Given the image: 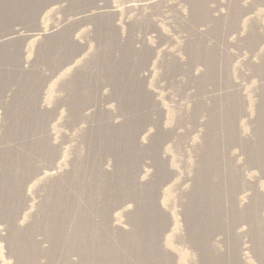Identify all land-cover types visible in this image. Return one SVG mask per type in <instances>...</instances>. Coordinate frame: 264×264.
<instances>
[{"label": "rangeland", "instance_id": "374dc122", "mask_svg": "<svg viewBox=\"0 0 264 264\" xmlns=\"http://www.w3.org/2000/svg\"><path fill=\"white\" fill-rule=\"evenodd\" d=\"M0 264H264V0H0Z\"/></svg>", "mask_w": 264, "mask_h": 264}, {"label": "bare ground", "instance_id": "6f19581e", "mask_svg": "<svg viewBox=\"0 0 264 264\" xmlns=\"http://www.w3.org/2000/svg\"><path fill=\"white\" fill-rule=\"evenodd\" d=\"M44 1V0H43ZM36 3V2H35ZM30 7L32 8L33 7V9L35 8V7H38V9H40L41 7L43 8L44 6L43 5H35V4H33V5H30ZM31 8H29V6H28V9H30L31 10ZM22 14H24V12L22 13ZM26 15H27V11H26ZM13 31H12V33L11 34H9V35H16V34H21V32H20V29H17V28H14V29H12ZM140 77V76H139ZM133 79V78H132ZM130 89V88H129ZM139 107V106H138ZM140 108V107H139ZM74 109V108H73ZM137 110V109H136ZM140 110V109H139ZM32 136V135H31ZM162 228V227H161ZM225 230V229H224ZM162 231V230H161ZM216 232V231H215ZM214 232V234L216 235V236H223V232L222 231H218V233L216 232L215 233Z\"/></svg>", "mask_w": 264, "mask_h": 264}]
</instances>
